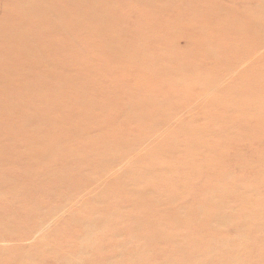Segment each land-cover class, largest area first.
<instances>
[{"label": "rangeland", "instance_id": "obj_1", "mask_svg": "<svg viewBox=\"0 0 264 264\" xmlns=\"http://www.w3.org/2000/svg\"><path fill=\"white\" fill-rule=\"evenodd\" d=\"M152 1L0 0V264H264V0Z\"/></svg>", "mask_w": 264, "mask_h": 264}, {"label": "bare ground", "instance_id": "obj_2", "mask_svg": "<svg viewBox=\"0 0 264 264\" xmlns=\"http://www.w3.org/2000/svg\"><path fill=\"white\" fill-rule=\"evenodd\" d=\"M150 1H152V0H150ZM202 1V0H201ZM261 1V0H260ZM153 2V1H152ZM163 2V0H161L160 1V3L159 4H161ZM164 2H165V0H164ZM262 3H263V1H262ZM23 6H21L20 4L18 5V7H21L20 9H28V8H30L31 6H32V4H30V3H21ZM154 4H158V3H156V2H154ZM165 4V3H164ZM161 6V5H160ZM159 6V7H160ZM164 8L165 6L164 5H162L161 6V8ZM251 6H249V8H250ZM257 7V6H256ZM259 7V6H258ZM2 9V8H1ZM254 9V8H253ZM3 10H6V9H3ZM215 10V9H214ZM24 11L25 10H21L20 12H23L24 13ZM6 13H8V11L6 10L5 11ZM26 12V11H25ZM240 12H243V11H240ZM251 12H253V15H254V10L252 11L251 10ZM251 12H249V13H251ZM261 12V11H260ZM242 14V13H241ZM1 15V14H0ZM245 15V14H244ZM243 15V16H244ZM247 15H248V12H247ZM251 15V14H250ZM255 15H257V14H255ZM254 15V16H255ZM2 16V15H1ZM1 16H0V18H1ZM252 16V15H251ZM216 18V17H215ZM246 19V18H245ZM10 20V19H9ZM35 21H37V17H35ZM219 21V20H218ZM241 21V20H240ZM243 21H244V19H243ZM6 23H4L3 21H2V23L0 22V28L2 27V25H6V27L8 28V30H12V32L13 31H17V29L21 26V25H19V21H15V22H13V24H11L10 25V23L7 21V19H6V21H5ZM7 22H8V24H7ZM11 22V21H10ZM257 24V23H256ZM260 24V23H259ZM38 25H42V22L39 20V24ZM218 25V24H217ZM221 25V24H220ZM223 25V24H222ZM248 25H249V23H248ZM247 25V26H248ZM254 25V24H253ZM258 25V24H257ZM264 25V24H263ZM260 26V25H259ZM224 27V26H223ZM250 27H252L251 25H250ZM256 27V26H255ZM4 28V27H3ZM245 28H246V26H245ZM248 28H249V26H248ZM104 29V28H103ZM260 30V29H259ZM4 31V30H3ZM9 31V32H10ZM105 31V30H104ZM14 33V32H13ZM12 34V33H11ZM11 34L9 35L10 37H11ZM6 35V34H5ZM7 36V35H6ZM4 41V40H3ZM263 43V42H262ZM260 45H261V43H260ZM264 45V44H263ZM40 49L39 48H37V51H39ZM259 51H261V50H259ZM27 53V52H26ZM35 57V56H34ZM251 58V57H250ZM40 61V60H39ZM2 63H4V62H1V64ZM36 63V62H35ZM44 65V64H43ZM44 67V66H43ZM50 67V66H49ZM22 70H24V69H22ZM52 70V69H51ZM24 71H26V70H24ZM54 72V71H53ZM56 72H58V71H56ZM24 73V72H23ZM34 74H35V72H34ZM52 74V73H51ZM263 74V73H262ZM259 76V75H258ZM38 78V77H37ZM39 79V78H38ZM52 80H55V79H52ZM51 80V81H52ZM258 81H260V82H264V75H262V76H260V77H258V79H257ZM38 86V85H37ZM36 89H37V87H35ZM29 89V88H28ZM32 89V88H31ZM39 89V88H38ZM37 92L39 93V91L37 90ZM130 127V126H129Z\"/></svg>", "mask_w": 264, "mask_h": 264}]
</instances>
